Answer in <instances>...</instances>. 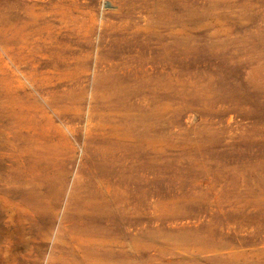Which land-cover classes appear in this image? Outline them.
<instances>
[{"label": "rangeland", "instance_id": "1", "mask_svg": "<svg viewBox=\"0 0 264 264\" xmlns=\"http://www.w3.org/2000/svg\"><path fill=\"white\" fill-rule=\"evenodd\" d=\"M134 129L119 240L264 264V0H0V264H75L26 199L55 230L79 178L129 174Z\"/></svg>", "mask_w": 264, "mask_h": 264}, {"label": "bare ground", "instance_id": "2", "mask_svg": "<svg viewBox=\"0 0 264 264\" xmlns=\"http://www.w3.org/2000/svg\"><path fill=\"white\" fill-rule=\"evenodd\" d=\"M130 134L132 145L129 174L126 175L118 169L114 172V169H110L111 171L107 169L108 171L103 174H90L89 180L79 178L72 186L63 215L55 230H53V224L57 217L59 202L52 201L46 196L42 197L39 193L33 198L26 199L28 203L34 202L35 199L42 208L41 211H47L45 220L48 227H41L44 229L43 235L47 238L53 235L54 238L57 237L63 242L69 239V244L76 245L81 252H79V258L74 261L75 264H204L197 261L192 254L187 256V259L177 258V260L166 259L167 255L162 251L159 255H153L148 252V244L144 240L133 238V236L127 237V241L119 240L115 227L119 225L120 219L131 221L135 215V184L138 183L135 181L137 179L135 178V148H137L135 129ZM121 166L120 168L125 170L126 165ZM58 188L59 193L62 194L65 188L64 181ZM185 243L189 244L187 240ZM200 243L213 251H216L218 247L222 249L226 247L213 237L202 239ZM182 255L184 256V253ZM205 262L206 264H234L232 260L213 257L205 258Z\"/></svg>", "mask_w": 264, "mask_h": 264}]
</instances>
